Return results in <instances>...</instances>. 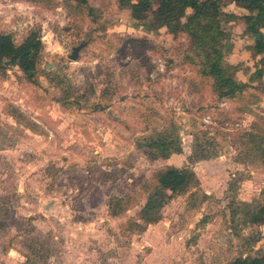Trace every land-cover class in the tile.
I'll return each mask as SVG.
<instances>
[{"label":"rangeland","instance_id":"obj_1","mask_svg":"<svg viewBox=\"0 0 264 264\" xmlns=\"http://www.w3.org/2000/svg\"><path fill=\"white\" fill-rule=\"evenodd\" d=\"M88 3L97 21L81 0H0V32L22 42L40 29L44 42L38 83L19 63L0 73V264H231L263 254L264 222L249 221L246 204L263 195L264 162L242 133L264 123V96L219 99L187 58L189 35L150 32L118 0ZM242 29L233 26L226 59L250 81L261 54ZM173 129L183 151L148 157L142 139ZM169 165L193 168L196 180L143 229L140 211Z\"/></svg>","mask_w":264,"mask_h":264},{"label":"trees","instance_id":"obj_2","mask_svg":"<svg viewBox=\"0 0 264 264\" xmlns=\"http://www.w3.org/2000/svg\"><path fill=\"white\" fill-rule=\"evenodd\" d=\"M81 4L97 21L94 13L98 9L88 0H81ZM118 4L121 10L130 12L139 26L150 32L166 28L173 35H189L191 49L187 58L198 68L201 76L213 81V91L219 99L239 101L244 97L249 98L247 103H257L264 96V0H118ZM228 6L246 12L230 11ZM234 25L242 26V34L254 41L252 49L261 54L255 63L256 73L250 81L239 80L234 73L242 67L230 65L226 59L233 44ZM43 49L40 29L31 30L22 42H18L11 32H0V73L19 63L25 78L38 83ZM251 96L256 99L251 101ZM242 136L247 151L264 162V123H253L252 130L243 132ZM141 142L140 146L152 160L168 159L183 151L181 137L174 129L157 131ZM195 180V171L189 166L169 165L159 170L140 211L143 229L162 220L167 200L188 190ZM246 210L249 221L257 218L264 222V191L258 200L246 204ZM231 264H264V253L239 256Z\"/></svg>","mask_w":264,"mask_h":264},{"label":"water","instance_id":"obj_3","mask_svg":"<svg viewBox=\"0 0 264 264\" xmlns=\"http://www.w3.org/2000/svg\"><path fill=\"white\" fill-rule=\"evenodd\" d=\"M86 46V43H82L78 46H75L73 47V51L72 53L69 55V57L72 59V60H77L79 57H80V52L81 50ZM9 64V62H8ZM47 67V65H46Z\"/></svg>","mask_w":264,"mask_h":264},{"label":"crops","instance_id":"obj_4","mask_svg":"<svg viewBox=\"0 0 264 264\" xmlns=\"http://www.w3.org/2000/svg\"><path fill=\"white\" fill-rule=\"evenodd\" d=\"M233 7H235V6H233ZM235 8H237L238 10H242L243 13L246 12L244 9H241V8H238V7H235ZM237 12H238V11H237Z\"/></svg>","mask_w":264,"mask_h":264}]
</instances>
